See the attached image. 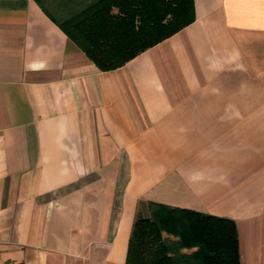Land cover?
Masks as SVG:
<instances>
[{
    "label": "crops",
    "instance_id": "0c3cea01",
    "mask_svg": "<svg viewBox=\"0 0 264 264\" xmlns=\"http://www.w3.org/2000/svg\"><path fill=\"white\" fill-rule=\"evenodd\" d=\"M91 1L0 0V264H125L150 203L232 219L264 264V0H193L107 71L58 24Z\"/></svg>",
    "mask_w": 264,
    "mask_h": 264
},
{
    "label": "trees",
    "instance_id": "16d2710c",
    "mask_svg": "<svg viewBox=\"0 0 264 264\" xmlns=\"http://www.w3.org/2000/svg\"><path fill=\"white\" fill-rule=\"evenodd\" d=\"M194 19L193 0H92L58 24L100 70L107 71ZM149 205V216L139 213L135 218L125 264H240L232 219Z\"/></svg>",
    "mask_w": 264,
    "mask_h": 264
},
{
    "label": "rangeland",
    "instance_id": "374dc122",
    "mask_svg": "<svg viewBox=\"0 0 264 264\" xmlns=\"http://www.w3.org/2000/svg\"><path fill=\"white\" fill-rule=\"evenodd\" d=\"M163 235L165 236L166 234H165V233H163Z\"/></svg>",
    "mask_w": 264,
    "mask_h": 264
}]
</instances>
